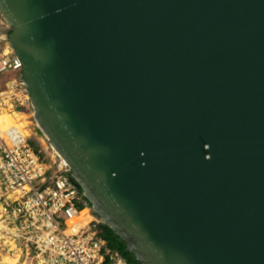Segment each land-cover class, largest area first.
<instances>
[{"label":"water","instance_id":"95a60500","mask_svg":"<svg viewBox=\"0 0 264 264\" xmlns=\"http://www.w3.org/2000/svg\"><path fill=\"white\" fill-rule=\"evenodd\" d=\"M35 121L141 264H264V0H0Z\"/></svg>","mask_w":264,"mask_h":264},{"label":"built area","instance_id":"2783aa9c","mask_svg":"<svg viewBox=\"0 0 264 264\" xmlns=\"http://www.w3.org/2000/svg\"><path fill=\"white\" fill-rule=\"evenodd\" d=\"M10 30L0 14V264H127L69 165L33 143L35 113Z\"/></svg>","mask_w":264,"mask_h":264},{"label":"trees","instance_id":"16d2710c","mask_svg":"<svg viewBox=\"0 0 264 264\" xmlns=\"http://www.w3.org/2000/svg\"><path fill=\"white\" fill-rule=\"evenodd\" d=\"M103 236L107 240L108 247L117 251L127 262V264H141L133 253L127 251L126 244L107 224L103 225Z\"/></svg>","mask_w":264,"mask_h":264},{"label":"rangeland","instance_id":"374dc122","mask_svg":"<svg viewBox=\"0 0 264 264\" xmlns=\"http://www.w3.org/2000/svg\"><path fill=\"white\" fill-rule=\"evenodd\" d=\"M10 32H11V30L9 31L8 35L10 34ZM32 121H33V124H34L33 128H34V131H35V134L33 136V143L35 144L36 148L38 150H40L42 154L52 153L53 152V148L51 147L50 142L45 137L43 132L36 127L34 118L32 119Z\"/></svg>","mask_w":264,"mask_h":264}]
</instances>
